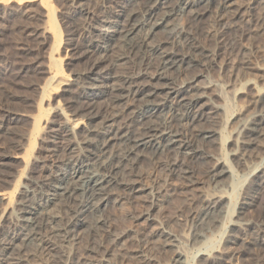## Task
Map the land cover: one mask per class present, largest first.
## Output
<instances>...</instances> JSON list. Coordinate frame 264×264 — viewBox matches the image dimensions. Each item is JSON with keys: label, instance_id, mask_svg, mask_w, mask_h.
<instances>
[{"label": "bare ground", "instance_id": "6f19581e", "mask_svg": "<svg viewBox=\"0 0 264 264\" xmlns=\"http://www.w3.org/2000/svg\"><path fill=\"white\" fill-rule=\"evenodd\" d=\"M113 1L0 0V9H19L30 17L36 16L30 6L40 4L48 22L43 31L55 36L56 49L62 38L51 21L56 3L63 2L75 32L85 41L82 46L71 41L66 47L71 57L91 61L74 77L64 72L60 58L49 67L52 87L44 93L61 88L62 95L74 98L68 101L70 113L57 101L53 114L64 115L66 123L56 133L66 132L76 141L50 178L33 180L24 169L18 175H5L12 179H4L9 188H0L5 204L0 211V264H117L115 251L124 259L132 252L131 258L152 263L155 257L147 251L156 244L174 252L170 264H186L188 253L166 223L147 233L138 225L123 229L107 215L113 202L128 207L124 219L153 221L154 211L177 195L190 206L187 239L196 248V264H220L233 258L238 250L231 246L237 238L263 246L264 236L254 239V235L264 231V217L255 222L245 220L244 214L257 202L253 193L264 185V89L248 98V116L242 110L231 113L237 124L224 137L218 124H223L219 116L226 110L214 96L222 98L220 89L232 85L206 81L205 73L213 66L234 77L264 70L253 64L262 51L254 40L264 35V0H123L119 12L109 19L106 13ZM98 22L105 23L101 30L95 28ZM159 33L162 39H157ZM200 33L208 40L206 45L200 44ZM99 104L103 114L97 110ZM50 111L35 116L26 153L0 154V167L7 166L11 157L27 162ZM10 116L3 117L0 132L9 119L29 115ZM204 121L211 126L206 128ZM218 135L230 145L231 161L248 168L245 174L250 175L236 199L230 193L231 167L209 148ZM203 179L210 190L195 193ZM141 204L144 211H131ZM227 216L232 218L225 220ZM225 221L221 248L198 247L208 232L226 225ZM129 241L136 243L135 251L127 250ZM257 264H264V255Z\"/></svg>", "mask_w": 264, "mask_h": 264}, {"label": "rangeland", "instance_id": "374dc122", "mask_svg": "<svg viewBox=\"0 0 264 264\" xmlns=\"http://www.w3.org/2000/svg\"><path fill=\"white\" fill-rule=\"evenodd\" d=\"M235 1L241 2L240 0ZM121 2H123V0H114L110 3V5L113 6L106 13V16L108 15L107 17L109 19H113L116 12H119L118 10ZM34 4L30 6V8H32L34 13L36 11V16L32 17L28 16L25 11H19V9H0V126L3 125V117H5V115L9 114L12 118H21L22 114L29 115L26 116L27 118L25 117L21 120L9 119V122L6 124V130L0 132V154H9L10 156L17 153L25 154L27 148L29 147L30 135L34 126V118H36L35 116L40 115V111L44 114L48 108H51V111L47 118L44 117V119H47V122L42 123L41 130L38 132V136L34 142L35 146L31 149L32 153L30 151V156H28L29 158L27 162L11 157L10 160H6L9 162L7 166L0 167V171H2V173L5 172L4 174H0V188H2V186L7 188L10 187L4 179L6 178V180H11L12 177H7L5 175H18V172L24 169V175H27L28 173L31 179L37 181L50 178L52 176L51 174L57 172L58 168L65 163L66 158L69 156L68 148L76 140L68 137L66 132H61L60 134L56 133L60 132L59 129L61 125L66 123V118H64V115L62 114L56 115L55 117L53 109L57 104V101L61 100V104H63L67 113H70V109H68V101L70 98L71 100L74 98L71 97L73 94L71 95L66 93L62 95L61 88L57 89L55 93L52 90L51 94H49V92L44 93V89L49 86L52 87L50 84L51 75L49 67L52 66L54 58H60L64 72L68 75L70 74L71 77H74L75 73L80 72L87 66L90 67L89 62H91L88 61L90 60L88 58H82L79 61L78 59L71 57V50L66 47L67 43L71 41L77 43L79 42L81 46L85 41L75 32V23L70 20L71 12L69 10H63V2H60V4L56 3L57 9L52 16L53 20L51 21L54 25L59 27V35L62 38V44L60 45V48L57 49L55 47L57 44L55 36L43 31L45 25L48 23H46V18L42 16L44 15L43 13H45V10L40 4ZM43 18H45V22L43 21ZM185 20L186 19L181 22L185 23ZM79 22L80 21L77 23L79 24ZM104 24H101V22L96 23V30H101L102 25ZM200 26L204 27L206 24H201ZM162 37L163 35L161 33L157 35V39H162ZM199 41L202 45H206L208 42V40H205L201 33ZM254 42L257 45L259 44L262 46V51L260 53L258 52V54L254 56L253 64L254 66L264 68V35H260L255 38ZM245 43L248 42L246 41ZM100 45L105 46L104 43H100ZM237 50H239V47H237L235 51ZM236 53L237 52L234 53V57L236 56ZM208 68L205 73L207 77L206 81L210 80L221 83L227 82L232 85V87L228 88V90L220 89L221 87H219L221 94L224 95V98L214 96V100L223 105L226 110L225 114H220V124H223H218V126L221 128L219 129L221 132L223 130L222 134L224 137H227L230 135L229 132L231 129L237 124L236 119L232 120L230 118L231 113L242 110L241 112L248 116L250 114L249 110L246 108L248 105V98L256 94L257 90L264 89V70L256 69L257 71H246L245 73H239L234 77V75L230 76V74L223 73L218 66ZM248 82L252 84L249 85ZM234 89H239L244 93H235ZM99 106L100 104L98 105L97 110H101L99 112L103 114L104 109ZM77 107L78 109H81L83 107V103L77 105ZM222 119L224 121H222ZM227 119L230 120V123L228 124L226 122L228 121ZM203 123H207L205 124L206 128L211 126V122L204 121ZM224 124L226 125L224 126ZM97 125L100 127L102 126V123L97 122ZM215 142L213 146H209V148L214 150L213 152L216 156L223 157L231 167L233 175L230 180L232 184L230 193L231 196L236 199L250 179V175L245 174L248 172V168L242 169V167H238L231 161L230 155L228 154V148L230 145L225 143V138L218 135ZM261 161L264 165V154L262 155ZM251 165L252 164L250 162L249 166ZM146 169L149 170L147 167ZM172 181L174 184L179 183L178 180ZM203 181L204 184L198 185L197 190H194L195 193H199L200 190L201 192L210 190L207 180L203 179ZM146 182L147 184H150V178H147ZM189 192L194 194L192 190ZM253 196L257 198V202L255 204L256 206L254 205L247 208L244 214L246 217L244 218L245 220L259 222L264 217V185L253 193ZM2 203L3 202L0 200V211L2 210L1 208L5 206V204ZM166 204H163L156 211H154L157 221H148L144 219L136 220L131 218H125V220L123 218V213L127 211L128 207L126 206L125 208L113 202L108 208L107 215L115 218V220L117 219L116 224L123 229L135 226L137 227L138 225L140 230L143 229V231H147V233L159 230L162 224L166 223L168 229L177 234L180 238V247L188 253L186 264H196V248H192V246L188 244L187 239L191 226L188 211V209H190L189 203L186 202L185 197L183 198V196L177 195L173 196L169 203L167 205ZM134 210L136 214H139L145 210V205H137L135 208L131 209V211ZM232 210H234V207H232ZM231 218L232 217L227 216L225 220H229ZM227 225L228 222H226V225H221L220 228L213 229L208 232L207 236L198 245V247L204 251L212 250V248H221L223 244V230L227 227ZM240 236L244 237L242 233ZM262 236H264V231H262V233H256L254 235V239H258ZM133 244L134 243L132 241H129L127 243V250L135 251L136 243L134 245ZM259 244L260 243L258 242H242L241 239L237 238L235 244H233L234 246H231L238 250L237 255L231 259L228 258L225 262L224 260H221L220 264H257L258 257H262L264 255V244L263 246ZM150 249L151 250L147 251V254L150 253L148 255H153L156 262L141 263L139 260L131 258L132 252L129 254L130 257L124 259L122 256L117 254V251H115L113 259L114 261L116 260L115 262L117 264H170V262H172L174 257V252H172V250L164 251L160 249L159 244H156L155 246L151 245ZM226 251L229 252V249Z\"/></svg>", "mask_w": 264, "mask_h": 264}]
</instances>
